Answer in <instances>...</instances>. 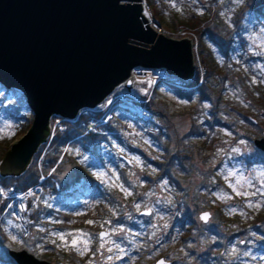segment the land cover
<instances>
[{
	"label": "rangeland",
	"instance_id": "1",
	"mask_svg": "<svg viewBox=\"0 0 264 264\" xmlns=\"http://www.w3.org/2000/svg\"><path fill=\"white\" fill-rule=\"evenodd\" d=\"M243 2L141 0L153 19L151 27L167 36L191 38L194 69L203 73L213 67L206 80L220 85L219 98L227 109L213 122L211 102L198 100L196 92L185 98L155 81L150 71L143 78L134 73L135 97L144 104L152 99L165 105L170 123L154 114L142 122L125 108L116 110L120 89L115 90L96 111L97 117L114 113L111 120L86 132L103 136L65 149L64 157L80 167V180L64 187L55 179L56 184L43 185L54 173L51 165L26 190L0 187V264H12L6 260L7 249H24L52 264H153L159 256L171 264H264V151L252 142L264 129V107L259 105L264 99V18L244 9L227 56L206 34L197 36L180 23L191 15L216 13L230 28L233 12ZM122 103L138 109L143 104ZM56 118L50 117L49 132L64 128ZM30 119L21 94L0 88V158ZM41 149L38 169L45 153ZM40 176L44 179L37 184ZM230 185L249 195H237ZM200 211L209 212L205 222ZM102 230H107L103 239L98 235ZM74 238L76 248L86 246L87 251L71 247Z\"/></svg>",
	"mask_w": 264,
	"mask_h": 264
},
{
	"label": "water",
	"instance_id": "2",
	"mask_svg": "<svg viewBox=\"0 0 264 264\" xmlns=\"http://www.w3.org/2000/svg\"><path fill=\"white\" fill-rule=\"evenodd\" d=\"M192 47L190 37L151 27L141 0H0V88L17 90L31 115L0 158V175L25 170L48 136L52 115L72 120L91 110L115 86L128 89L131 72L163 69L190 78ZM252 142L264 151V129ZM208 216L198 214L202 222ZM6 253L15 264H52L24 249ZM153 264L171 262L159 256Z\"/></svg>",
	"mask_w": 264,
	"mask_h": 264
},
{
	"label": "trees",
	"instance_id": "3",
	"mask_svg": "<svg viewBox=\"0 0 264 264\" xmlns=\"http://www.w3.org/2000/svg\"><path fill=\"white\" fill-rule=\"evenodd\" d=\"M244 9H249L253 13H256L257 15L264 18V0H244L243 5L233 12V26L230 28L224 24V22L217 16L216 13H213L209 17L205 16L203 18H198L194 15H191L185 22L180 23L182 24L181 26L192 31V33H195L197 36L206 34L208 39L217 48L219 53L223 56H227L228 51L231 48V42H233V32L238 27L239 15L242 14ZM212 70L213 67L209 66L205 68L203 73H201L200 70L196 68L194 69L190 78L182 81L186 88L171 87V90L175 94L185 98L189 97L193 92H196L198 100L207 99L212 104V118L213 122H215L217 119V116L215 115H219L221 109H227L225 106L227 104L220 101V85L215 87L210 86L206 80L208 73ZM221 72L225 77V70H222ZM259 105L264 107V99L259 100ZM145 107L159 120L163 121L164 123H170V115L168 114L165 105L149 99L146 102ZM97 116L98 112L96 111L84 110L78 114L76 119L62 122L64 128L54 129L52 137L46 149L44 150L45 153L43 156L41 169L37 168L36 156L37 153H39V150L42 148V145H40L36 152L31 156L30 161L22 173L17 176L0 175V187L4 188L7 186H12L16 190H26L36 183L39 173L42 171L47 173L51 165H54L51 166L53 167L52 170H54V173L50 172V174L44 180L43 185H51L53 179H55L57 181L55 182L58 183V185L64 187L69 182L71 183L78 179L80 180V167L75 165V162L72 161V158L63 156L58 162H56L59 155V147H61L68 139L82 134L86 121ZM101 136L103 135L98 133H86L79 138V141L81 142L82 146H84L86 143L96 142L99 140V138H101ZM183 151L188 153L190 149L184 146ZM70 168L73 170L72 177H69L68 175L69 172H71ZM6 260L12 264H15V262L9 256H6Z\"/></svg>",
	"mask_w": 264,
	"mask_h": 264
},
{
	"label": "built area",
	"instance_id": "4",
	"mask_svg": "<svg viewBox=\"0 0 264 264\" xmlns=\"http://www.w3.org/2000/svg\"><path fill=\"white\" fill-rule=\"evenodd\" d=\"M148 74V71H141L138 73V75H142L141 78H143L145 75ZM134 75V73H132V76ZM155 81H157V79L161 82L164 83L165 86H170V87H185L184 84H183V80L174 76V75H170V74H166L165 71L163 69H156L154 70V78H153ZM154 82V81H153ZM119 90V92L116 94L120 100L117 102V104L119 103V106H117V104H115L114 106L116 107V110H121L122 108H125L126 110H128L131 114H133L134 116H137L138 119L142 120V122H147V121H151L152 118H151V113L145 108V106H139V109L135 106L133 107V105H130L132 108H128L126 105H124V103H122V101H125V100H130L131 102H133L135 105H138L139 103H144V100H141L139 97H135V95H137V92L134 91L132 88H131V85L128 89H125L122 84H119L117 86H115V88L108 94L106 95L102 100L101 102L96 105L93 110L97 111V110H101L102 108H104L106 106V103L109 102V100H107L110 95H112V93L116 90ZM124 98H123V97ZM107 100V101H106ZM131 104V103H130ZM141 105V104H140ZM100 108V109H99ZM114 113L110 112V113H105L103 115H100V117H98L96 120H89L87 122V125H86V129L84 132H89V131H92L94 132L95 130V127L96 126H100L102 124H105V123H108L112 116H113ZM58 118V119H57ZM56 118V121L57 123H62V121L64 119L60 118V117H57ZM139 121V120H138ZM55 128L52 127V129L50 130L45 142H43V146H42V151L44 152V150L46 149L51 137H52V134H53V131H54ZM83 134V133H82ZM82 134L80 135H77L75 136L73 139L75 138H78L80 137ZM72 139L66 141V143L63 145L62 149H61V153L57 159V161L60 160V158L65 154V152H67L65 149L67 148L68 144L71 142ZM53 167H51V170H52ZM39 181L37 184L41 183V181L44 179V176H40L39 177Z\"/></svg>",
	"mask_w": 264,
	"mask_h": 264
},
{
	"label": "snow or ice",
	"instance_id": "5",
	"mask_svg": "<svg viewBox=\"0 0 264 264\" xmlns=\"http://www.w3.org/2000/svg\"><path fill=\"white\" fill-rule=\"evenodd\" d=\"M173 6H175V5H173ZM237 183H240V181H237ZM248 183H250V182H248ZM230 187H233V191H236V192H237V195H244L245 197H247V196L249 195V193L246 192V191L243 192V193L237 191L236 188H235L234 186H232V185H230ZM261 187L264 188V185H262ZM258 191H259V190H258ZM255 194H256V193H252V195H255ZM260 194H261V195H264V192H261ZM220 198H223V197H220ZM249 206H252L251 201L249 202ZM256 206L258 207L259 205H256ZM205 218H206V217H201V219H205ZM87 223H92V221H88ZM68 235H71V233H69ZM86 235H87V234H85V233H80V236H86ZM105 235H106V233H100V237H101V239H103ZM59 238H60L61 240H63V239H64V236H63V235H60ZM76 245H77V239L74 238V239L72 240V242H71V247L75 248V250H77V251H80L81 254H83L84 251H87V247H86V246H85L83 249H80V248H76ZM100 247L103 248L104 245L101 244ZM116 247H117V249H119V245H116ZM120 250L122 251V249H120ZM108 251H112V249L109 248ZM244 255H249V253H244ZM117 258H120V257H117ZM255 258H256V257H253V259H255ZM261 259H264V257H261Z\"/></svg>",
	"mask_w": 264,
	"mask_h": 264
},
{
	"label": "bare ground",
	"instance_id": "6",
	"mask_svg": "<svg viewBox=\"0 0 264 264\" xmlns=\"http://www.w3.org/2000/svg\"><path fill=\"white\" fill-rule=\"evenodd\" d=\"M143 5L145 6V4H143ZM142 12H143V15L145 16V18L147 19V23H152L153 19L150 18V15L148 13L147 8L144 11H143V8H142Z\"/></svg>",
	"mask_w": 264,
	"mask_h": 264
},
{
	"label": "flooded vegetation",
	"instance_id": "7",
	"mask_svg": "<svg viewBox=\"0 0 264 264\" xmlns=\"http://www.w3.org/2000/svg\"><path fill=\"white\" fill-rule=\"evenodd\" d=\"M123 159H124V157L123 156H121ZM125 160V159H124Z\"/></svg>",
	"mask_w": 264,
	"mask_h": 264
}]
</instances>
